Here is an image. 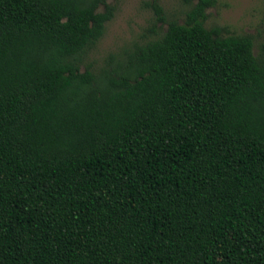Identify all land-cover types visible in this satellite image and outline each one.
I'll list each match as a JSON object with an SVG mask.
<instances>
[{"label": "trees", "instance_id": "1", "mask_svg": "<svg viewBox=\"0 0 264 264\" xmlns=\"http://www.w3.org/2000/svg\"><path fill=\"white\" fill-rule=\"evenodd\" d=\"M182 1L95 73L106 0H0V264H264V45Z\"/></svg>", "mask_w": 264, "mask_h": 264}, {"label": "rangeland", "instance_id": "2", "mask_svg": "<svg viewBox=\"0 0 264 264\" xmlns=\"http://www.w3.org/2000/svg\"><path fill=\"white\" fill-rule=\"evenodd\" d=\"M153 0H106L115 8L114 17L105 25L104 33L96 45L87 52L85 66L98 73L107 66L111 57H119L134 43L153 39L154 29L162 34L166 25L155 21L150 8ZM168 20L183 23L189 5L182 0H157ZM196 0L192 1L194 4ZM102 10V9H99ZM205 27H219L222 35H250L254 41V53L264 45V0H215V5L206 11Z\"/></svg>", "mask_w": 264, "mask_h": 264}]
</instances>
